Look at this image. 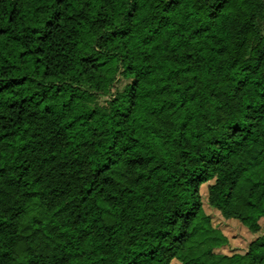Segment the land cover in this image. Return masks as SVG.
Returning <instances> with one entry per match:
<instances>
[{"label": "trees", "instance_id": "obj_1", "mask_svg": "<svg viewBox=\"0 0 264 264\" xmlns=\"http://www.w3.org/2000/svg\"><path fill=\"white\" fill-rule=\"evenodd\" d=\"M174 261L264 264V0H0V264Z\"/></svg>", "mask_w": 264, "mask_h": 264}, {"label": "rangeland", "instance_id": "obj_2", "mask_svg": "<svg viewBox=\"0 0 264 264\" xmlns=\"http://www.w3.org/2000/svg\"><path fill=\"white\" fill-rule=\"evenodd\" d=\"M121 86H123V84H121ZM202 192L205 201V211L212 216L214 225L220 228L230 240L229 246L221 251L227 254L232 252H245L249 243L257 237V235L249 232L239 221L224 219L218 211L211 209L206 203V186L203 187ZM172 264L180 263L174 261Z\"/></svg>", "mask_w": 264, "mask_h": 264}]
</instances>
